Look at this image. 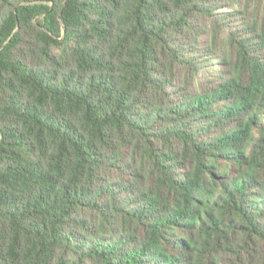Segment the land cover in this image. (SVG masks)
<instances>
[{
    "label": "trees",
    "instance_id": "trees-1",
    "mask_svg": "<svg viewBox=\"0 0 264 264\" xmlns=\"http://www.w3.org/2000/svg\"><path fill=\"white\" fill-rule=\"evenodd\" d=\"M0 264H264V0H0Z\"/></svg>",
    "mask_w": 264,
    "mask_h": 264
}]
</instances>
